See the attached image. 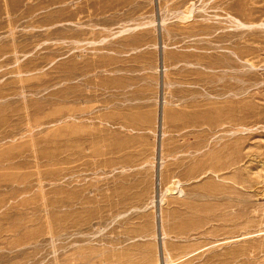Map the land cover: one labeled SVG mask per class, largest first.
Returning a JSON list of instances; mask_svg holds the SVG:
<instances>
[{"label":"rangeland","instance_id":"1","mask_svg":"<svg viewBox=\"0 0 264 264\" xmlns=\"http://www.w3.org/2000/svg\"><path fill=\"white\" fill-rule=\"evenodd\" d=\"M0 264H264V0H0Z\"/></svg>","mask_w":264,"mask_h":264}]
</instances>
